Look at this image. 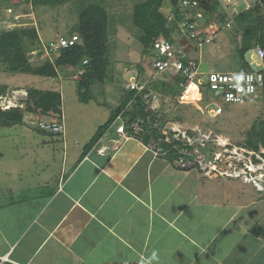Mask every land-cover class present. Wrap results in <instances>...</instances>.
<instances>
[{"label":"crops","instance_id":"crops-1","mask_svg":"<svg viewBox=\"0 0 264 264\" xmlns=\"http://www.w3.org/2000/svg\"><path fill=\"white\" fill-rule=\"evenodd\" d=\"M217 1L232 25L250 10L264 18L261 0ZM113 121L89 149L92 138L78 143L69 129L13 126L5 139L16 158L1 172L0 256L18 264H264L259 189L225 172L177 166L169 146L153 148L151 122L113 150Z\"/></svg>","mask_w":264,"mask_h":264},{"label":"rangeland","instance_id":"rangeland-1","mask_svg":"<svg viewBox=\"0 0 264 264\" xmlns=\"http://www.w3.org/2000/svg\"><path fill=\"white\" fill-rule=\"evenodd\" d=\"M92 1L86 0L85 3ZM103 1L106 3L108 12L111 13V17L109 16L110 35L107 43V73L103 81L92 82L89 85L88 94H86L89 104L84 105L85 103L82 104L78 100L79 74L74 71L61 72L55 77L20 71L12 72L0 56V85L6 84L8 88L5 93L0 92V109L34 108L36 96L32 97L31 93L28 94L29 89L40 92L56 91L61 95L62 118L58 119L56 115L50 114L40 119L41 115L38 113H26L23 117V126L33 129L34 122L38 119L45 122L59 120L64 126V134L69 133L68 129L71 130V134L76 137L78 143H82L84 139L88 143L96 135L97 127L105 123L108 114L111 115L116 107L126 100L125 92L129 79L136 78L137 81H140L141 78L152 74L149 68L150 57L147 54L143 55L144 47L137 40L138 29L132 24L130 17L133 6L140 0ZM215 1L217 6L210 16L216 19V26L219 27L216 40L204 46L199 52L191 53L190 56L199 61L200 69L204 73L240 71L242 68L237 49L241 45L242 34L237 32L236 26L233 27L227 13L224 12L218 1ZM3 2L5 4H1L0 10H4L6 17L3 14L0 15V22L1 20L7 22L6 28L12 26V21H16V24H19L18 27L21 26L20 24L32 26L36 29L38 39L43 45L55 43L73 33L78 35L75 31L78 22V9L75 3L69 2L55 8L41 9L37 14H34L29 6L11 7L6 6L7 3L10 5L9 0ZM225 2L230 4V0H225ZM171 8V0H163L160 12L167 15ZM243 9L244 4L242 3L235 8L239 12ZM261 12L264 13V10ZM226 24L229 25L226 26ZM259 44L260 42L254 43L253 47ZM37 46L36 43L30 48L34 51L29 50L23 53V58L27 61L30 69L43 66L45 56L53 59L52 54L43 50V47V53L39 56V47ZM250 55V51L244 55L246 62L250 61ZM37 56L39 57L37 58ZM139 65H141L140 69ZM156 78L158 81V77ZM174 80L177 81L176 91H179L178 80ZM81 91L83 93L84 89ZM171 99H173V94L162 95L159 100L154 101L153 108H157L153 111V114L156 115L155 120H159L161 126L168 124L167 127L176 125V123L181 124L176 128L180 131L185 130L194 138L197 135H203L204 146L196 141L194 143L198 149V161H200V164L199 162L195 164L198 169L203 172L217 170L218 173L225 172L233 176H240L238 179L245 180V182L250 180L247 182L255 189H259L261 198H264V148L258 146L257 149H253V139L250 135L253 125L258 121H264V97L250 100L244 105L223 103L221 104L223 114L215 118L205 114V107L211 103L209 101L200 104H175ZM95 103V106L100 105L99 108H95L93 105ZM146 125L147 123L145 127ZM15 128L17 127H0V153L5 157L4 160L0 159V183L3 185L8 184V179H5L1 172L10 160L16 158V151L10 149L12 142L7 141L5 136L15 134ZM114 130L112 132H115ZM33 146L34 144L30 143L26 147L33 150ZM13 168L14 166L11 167V170ZM14 180L15 178H13V182ZM260 209L264 212V202ZM0 232L2 234V230Z\"/></svg>","mask_w":264,"mask_h":264},{"label":"trees","instance_id":"trees-1","mask_svg":"<svg viewBox=\"0 0 264 264\" xmlns=\"http://www.w3.org/2000/svg\"><path fill=\"white\" fill-rule=\"evenodd\" d=\"M3 1L5 0H0V6L4 3ZM9 1L10 5L7 3L6 6H29L34 14H37L38 10L55 8L69 2L76 4V8L78 9V22L75 31L80 39L74 45L51 52L53 59H50L49 56H45L43 66L30 69L27 61L23 58V53L29 51L30 48L37 43L40 53L38 55L40 56L42 55L43 50H46L45 47L47 49L49 48L50 43L46 45L41 44L36 29L32 28V26L20 24L21 26L18 27L19 24H16V21H12L13 24L9 22L12 26L6 28L5 25H8V23L1 20L0 56L12 72L20 71L22 73H33L35 75L55 77L61 72L82 70L83 74L78 77V100L82 103L89 102L88 98L86 99L89 85L92 82L103 81L107 73V43L108 36L110 35L109 16L111 13L108 12L106 3L103 0H93L90 3H85L86 0ZM182 1L183 0H171L172 8L167 15L160 12L163 0H140L135 3L130 17L132 24L138 29L137 40L144 47L143 55L147 54L151 57V44L154 40L160 37L166 38L173 43L176 41V26L177 20L180 16L179 6ZM261 2L264 4V0H261ZM201 3L207 13L214 12V9L216 8L215 6H217L215 0H201ZM2 14L6 17L4 10H0V15ZM170 16H173V18L169 20ZM260 18L259 15L255 16L253 11L250 10L248 12H243L233 20L235 23H233V27L236 26V29H238L237 32L242 34L241 45L237 49L241 68L246 66L247 62L244 60V55L254 48V43L260 42L258 46L264 47V18ZM72 35H74V33L65 38H69ZM30 51L32 52L34 50L32 49ZM39 56H37V58ZM84 60L87 61V64H83ZM140 68L141 65H139V69ZM151 84H153L152 87L146 88L140 93H137V91L126 90V100L114 110L112 113L113 115L108 122L98 128L96 135L89 143L91 145L86 146L85 149H89L90 146L99 139L105 127L110 124L116 115L122 112L130 102H132V107L125 109L123 114V118L127 123L129 121L134 122L138 119L155 120L156 115L147 109L148 105L143 97L148 94L150 90L161 94L175 95L177 93V87L166 82L158 84V81H153ZM82 89H84L83 93L81 91ZM7 90V85H0V92H2V94ZM30 93L32 97L36 96L34 98V108L27 107L24 109L12 107L4 110L0 109L1 128H10L21 125L26 113H38L44 117L52 114L56 115L58 119L61 118L62 100L60 93H57L56 91L40 92L38 90L29 89L28 94ZM40 123H42V121L39 120L34 123V128L37 129V133L61 135L40 128ZM250 135L253 139V149H257L258 146L264 148V121H258V123L254 124L250 130ZM170 156L173 160L178 157L174 150H170Z\"/></svg>","mask_w":264,"mask_h":264},{"label":"built area","instance_id":"built-area-1","mask_svg":"<svg viewBox=\"0 0 264 264\" xmlns=\"http://www.w3.org/2000/svg\"><path fill=\"white\" fill-rule=\"evenodd\" d=\"M179 13L176 41L173 43L162 37L154 40L151 44L152 55L149 61L152 74L141 78L140 81H137L136 78L129 79L126 86L127 90L140 93L144 89L152 87L151 80L155 76L158 77V84L166 82L172 86H176L177 81L174 79H177L179 91L173 95L171 100L175 104H200L209 101L211 103L205 107V114L211 118L223 114L221 107L223 103L244 105L250 100L264 97V47L256 46L251 49L250 61L240 71L204 73L200 69L199 61L190 54L199 52L207 44L215 42L219 32L216 19L210 16L212 13H207L199 0H183L179 6ZM172 18L173 16H170L169 20ZM228 25L226 24V26ZM78 41V36L72 35L69 38H62L55 43H50L49 48L45 47V49L46 52L51 53L72 46ZM83 64H87V61L84 60ZM82 73L83 71H80L79 75ZM162 95L166 96V94L150 90L143 97L148 105L147 109L152 112L157 110V108H153L154 101L159 100ZM131 107L132 102L128 103L125 109ZM125 109L115 117L110 125L111 128L116 122L114 127L116 128L115 133L118 135L116 139L111 141L113 150H117L137 134L143 133L145 124L151 122L152 130L159 137L156 139V143H151L153 148L160 143L169 145V150H174L178 155L174 162L181 168L193 166L198 162L200 164L198 149L194 143L196 141L204 146L203 139L205 138L203 135H197L194 138L185 130L180 131L176 128L177 125L181 124L172 123L173 125L168 127V124L161 126L159 120L138 119L127 123L123 119ZM118 122L120 123L117 124ZM39 126L49 132L64 133V126L59 120L42 122ZM104 149L99 152L102 153ZM0 264L18 263L11 260L9 254H5L0 256ZM121 264L150 263L142 258L135 262L124 261Z\"/></svg>","mask_w":264,"mask_h":264},{"label":"clouds","instance_id":"clouds-1","mask_svg":"<svg viewBox=\"0 0 264 264\" xmlns=\"http://www.w3.org/2000/svg\"><path fill=\"white\" fill-rule=\"evenodd\" d=\"M73 71H74L75 73L79 74V72L82 71V70H73ZM82 74H83V73H82ZM82 74H81V75H82ZM78 76H80V75H78ZM9 108H12V107H9ZM125 108H126V107H125ZM6 109H8V108H6ZM118 114H119V113H118ZM118 114H117V115H118ZM117 115H116V116H117ZM63 134H64V133H63ZM63 134H61V135H63ZM5 259H6V257H5Z\"/></svg>","mask_w":264,"mask_h":264},{"label":"bare ground","instance_id":"bare-ground-1","mask_svg":"<svg viewBox=\"0 0 264 264\" xmlns=\"http://www.w3.org/2000/svg\"><path fill=\"white\" fill-rule=\"evenodd\" d=\"M157 76H155L154 78H152V80H151V83L153 82V81H157V78H156ZM220 143L221 144H223V142L222 141H220ZM231 176V175H230ZM233 177H235V176H233ZM240 177V176H239ZM247 180V179H246ZM247 181H250V180H247Z\"/></svg>","mask_w":264,"mask_h":264}]
</instances>
